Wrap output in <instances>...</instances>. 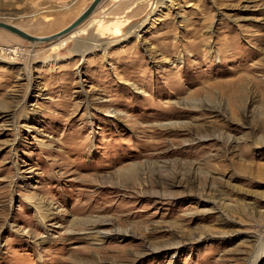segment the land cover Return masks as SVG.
<instances>
[{
  "label": "rangeland",
  "instance_id": "obj_1",
  "mask_svg": "<svg viewBox=\"0 0 264 264\" xmlns=\"http://www.w3.org/2000/svg\"><path fill=\"white\" fill-rule=\"evenodd\" d=\"M92 1L0 21L48 36ZM0 264H264V0L0 27Z\"/></svg>",
  "mask_w": 264,
  "mask_h": 264
},
{
  "label": "water",
  "instance_id": "obj_2",
  "mask_svg": "<svg viewBox=\"0 0 264 264\" xmlns=\"http://www.w3.org/2000/svg\"><path fill=\"white\" fill-rule=\"evenodd\" d=\"M103 0H93L91 4L73 21L71 22L68 26H66L64 29L48 35V36H35L32 35L25 30L13 25V24H8L6 22H1L0 21V27H3L20 37L27 39L32 42H47L51 41L54 39H57L59 37H62L66 34L71 33L73 30H75L81 23H83L85 20H87L96 10L98 5L102 2Z\"/></svg>",
  "mask_w": 264,
  "mask_h": 264
},
{
  "label": "bare ground",
  "instance_id": "obj_3",
  "mask_svg": "<svg viewBox=\"0 0 264 264\" xmlns=\"http://www.w3.org/2000/svg\"><path fill=\"white\" fill-rule=\"evenodd\" d=\"M163 5L165 4V1H163V3H162ZM159 11V10H158ZM76 30V29H75ZM75 30H73L72 32H74ZM71 32V33H72ZM71 33H69V34H71ZM77 34V33H76ZM66 35H68V34H66ZM63 37V36H62ZM59 38H61V37H59ZM58 39V38H57ZM54 40H56V39H54ZM86 43V42H85ZM87 44V43H86ZM90 46V45H89Z\"/></svg>",
  "mask_w": 264,
  "mask_h": 264
}]
</instances>
